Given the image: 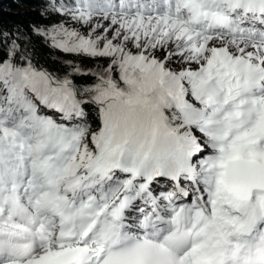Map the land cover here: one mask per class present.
<instances>
[{"label": "snow or ice", "instance_id": "1", "mask_svg": "<svg viewBox=\"0 0 264 264\" xmlns=\"http://www.w3.org/2000/svg\"><path fill=\"white\" fill-rule=\"evenodd\" d=\"M34 10L0 27V264H264V0Z\"/></svg>", "mask_w": 264, "mask_h": 264}, {"label": "trees", "instance_id": "2", "mask_svg": "<svg viewBox=\"0 0 264 264\" xmlns=\"http://www.w3.org/2000/svg\"><path fill=\"white\" fill-rule=\"evenodd\" d=\"M34 4L35 0H0V27L12 29L17 25H27L36 20ZM41 57L52 64L46 49L42 51ZM55 66L58 67L59 62Z\"/></svg>", "mask_w": 264, "mask_h": 264}]
</instances>
